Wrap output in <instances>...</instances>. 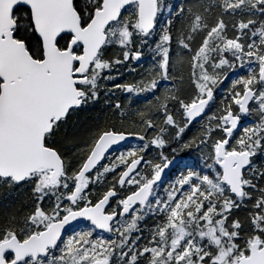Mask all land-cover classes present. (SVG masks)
<instances>
[{"label": "snow or ice", "instance_id": "obj_1", "mask_svg": "<svg viewBox=\"0 0 264 264\" xmlns=\"http://www.w3.org/2000/svg\"><path fill=\"white\" fill-rule=\"evenodd\" d=\"M0 264H264V0H0Z\"/></svg>", "mask_w": 264, "mask_h": 264}]
</instances>
